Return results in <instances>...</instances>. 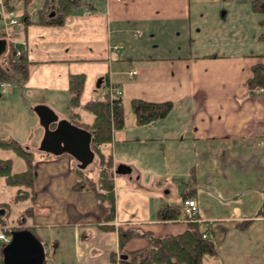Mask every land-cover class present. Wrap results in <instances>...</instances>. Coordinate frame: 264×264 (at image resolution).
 Returning a JSON list of instances; mask_svg holds the SVG:
<instances>
[{"label":"crops","instance_id":"0c3cea01","mask_svg":"<svg viewBox=\"0 0 264 264\" xmlns=\"http://www.w3.org/2000/svg\"><path fill=\"white\" fill-rule=\"evenodd\" d=\"M86 1L91 4L73 9L62 24L46 22L57 7L37 20L18 17L17 46L31 61L19 86L33 94V104L44 103L70 121L75 112L83 124L93 115L88 111L92 118L86 122L79 108L105 93L126 100L169 99L173 106L164 117L144 123H137L131 108L127 124L100 145L112 156L115 218L108 223L113 230L99 226L93 191L72 188L73 157L43 151L32 183L36 206L46 209L38 213L34 206L36 235L46 242L42 229L68 231L74 255L84 256L86 264L138 261L150 250V238L134 235L120 247L117 228L155 237L179 233L187 226L181 211L164 220L158 210L181 209L182 199L191 196L197 202L195 220L216 247L201 264H264V90L247 85L251 66L264 64V11L255 10L253 0ZM209 34L218 36L217 42ZM74 73H82L84 82L79 105L70 107ZM4 90L0 100H7V93L12 101L13 91ZM62 99H68L65 114L56 107ZM36 130L21 144L33 151L24 145L29 142L40 152L43 129L37 135ZM118 166L126 171L115 172ZM191 173L195 183L188 194L185 180ZM54 239L49 237L45 248L55 253L60 245Z\"/></svg>","mask_w":264,"mask_h":264},{"label":"trees","instance_id":"16d2710c","mask_svg":"<svg viewBox=\"0 0 264 264\" xmlns=\"http://www.w3.org/2000/svg\"><path fill=\"white\" fill-rule=\"evenodd\" d=\"M91 4L86 0H57V14L49 18L46 22L50 24H62L66 16L81 4ZM255 10L264 11V0H253ZM31 61L28 59L24 49L16 53L15 45L8 43L6 51L0 59V82H15L23 84L30 72ZM252 74L247 79L250 90L264 87V64L254 63L251 66ZM84 76L82 73H74L69 76V106L79 105ZM130 105L134 112L137 123L153 121L164 117L173 106V102L166 100H146L142 98H131ZM83 107L92 113L93 120L90 124H83L78 120V114L71 113V121L91 131L90 146L96 157L98 166L97 176L94 177L87 170L73 165L76 180L72 184L74 190H91L97 199L99 217L102 223L101 228L113 230V224L108 223L115 218V193L114 180L112 176V156L110 151L105 150L100 145L110 142L115 129L124 125L123 104L121 97H110L105 93L102 98L87 100ZM99 145V146H98ZM0 148L12 150L16 155L24 160L25 167L19 171L12 169V158H0V178L4 184L16 187L15 199L20 200L29 197L32 180L34 177L35 157L33 151L24 148L14 139L0 140ZM186 183L189 184V191L193 190L195 183L194 173ZM24 187V188H22ZM5 203H0V206ZM6 205V204H5ZM27 210L31 207L27 206ZM25 209V210H26ZM180 214V209L175 206L166 205L158 210L157 217L160 219H176ZM1 222V221H0ZM28 227L36 235L35 225H23L19 228ZM118 243L122 247L124 243L134 235H147L151 240L150 250L138 261L118 259V264H201L204 254H215L216 247L214 241L209 237H203L199 223L196 220L188 221L186 228L174 234H167L163 237H155L150 232H134L130 229L117 228ZM37 236V235H36ZM38 237V236H37ZM40 239V237H38ZM41 240V239H40ZM43 245L46 242L41 240ZM56 247V242L53 243ZM0 264L2 254L0 248Z\"/></svg>","mask_w":264,"mask_h":264},{"label":"rangeland","instance_id":"374dc122","mask_svg":"<svg viewBox=\"0 0 264 264\" xmlns=\"http://www.w3.org/2000/svg\"><path fill=\"white\" fill-rule=\"evenodd\" d=\"M10 1L14 5V10L18 17L26 16L27 14L33 20H37L39 16L41 15V13L44 14L45 12L49 11V9H56L57 7V0H10ZM176 33L181 35V32L179 31ZM187 36L188 34L186 35V37ZM168 37L175 39V41H177L176 39L179 38V37L178 38L175 37L174 34L172 33L168 34ZM209 37H211L212 39L211 42H217L216 40L218 36L209 34ZM162 39L165 40L166 36H164ZM225 39L227 40L226 37ZM17 40L15 43L12 41L11 43L15 44L17 48H20L17 45L21 43H19L18 42L19 40L18 41ZM203 41L205 44H207L206 36H204ZM199 42H202V39ZM2 54L0 55V59H1ZM10 86H9L10 89H8L9 87L5 86V84L0 85L1 89L2 88L5 89L4 91H13V94L15 95L13 100L10 101L9 94L4 93L5 96H8L7 100L5 101H3V99L0 100V140L14 139L20 144L22 142L26 143L25 141H28V139L32 136V133L33 132L35 133V128H38V131L36 130V135L39 132V130H42L43 128L38 123L39 121H37L34 111H32L33 106H34L33 104L34 98L32 96L33 94H29L30 96L26 95L24 93L25 87H22V86L20 87L15 82H11ZM121 96L123 97L122 104H123L124 125H126L128 121V117L132 116V113H130L131 111L130 99L126 100L125 95H121ZM67 101L68 99H64V100L62 99L56 103V107L61 113H64V114L68 113L69 110L66 104ZM79 111L81 113L82 120L86 122H91V118H92L91 113H89L85 109H82L81 107L79 108ZM29 141H32V140H29ZM28 143L29 142H27V144H24V145H29L30 149H32L35 152L34 154L36 157V160H35L36 162L40 156L45 154V152L44 153L43 151L39 152L35 148V146H30V144ZM36 143H37V140H35L34 145ZM7 157L12 158V169L13 170L19 171L25 167L24 160L18 155H16L12 150H5V149L0 148V158H7ZM72 159H73V165H77V161L74 158ZM84 170H87V172L91 173V175L94 177L97 176L96 174H97L98 166L96 165L95 155H94L93 161L89 163L84 168ZM188 180L189 179L185 181H188ZM15 191H16V187L4 184L2 178H0V203L6 204V205L4 204L0 206V221H1L0 231L1 230L4 231V229L10 230L12 228H19L20 226H23L26 224L27 225L34 224L33 223V221L35 220L34 206L37 207L36 206L37 193L33 192V190L30 188L31 196L29 197L27 196L23 199L17 200L15 199ZM190 193L191 191H189L188 194ZM27 206H30L31 209L27 210L26 209ZM36 209L38 213H42L46 211L45 208L42 209L40 207H37ZM43 218L44 216H42L40 219H43ZM50 230L42 229V231L46 233L42 234L41 231L40 233L46 242L49 237L53 239L55 238L54 240H57V242H59L60 248L54 253L52 247L50 249V246L49 247L46 246L45 248L46 255H45V260L43 264H86V261L84 260V256L82 258L80 256L74 255V251H72V247H71L72 241H71V237L68 231L61 230V229H55V228L52 229L53 231H50ZM5 243L6 242H4L3 240H0V248ZM0 258H1V255H0ZM99 264H102V262H99Z\"/></svg>","mask_w":264,"mask_h":264},{"label":"water","instance_id":"95a60500","mask_svg":"<svg viewBox=\"0 0 264 264\" xmlns=\"http://www.w3.org/2000/svg\"><path fill=\"white\" fill-rule=\"evenodd\" d=\"M7 41L0 37V55L5 52ZM43 134L38 149L59 155L70 154L77 166L84 169L94 159L90 146L91 131L68 119L60 118L48 105L38 103L33 106ZM115 172H124L125 167L118 166ZM10 239L1 247L3 264H43L45 248L42 241L28 227L9 230Z\"/></svg>","mask_w":264,"mask_h":264},{"label":"built area","instance_id":"2783aa9c","mask_svg":"<svg viewBox=\"0 0 264 264\" xmlns=\"http://www.w3.org/2000/svg\"><path fill=\"white\" fill-rule=\"evenodd\" d=\"M0 33L5 38L12 42H16V30L22 26V21L18 16H16L15 11L11 5L10 0H0ZM19 50L16 49V53ZM130 75L135 73V70L129 71ZM5 84L9 87V82H1L0 85ZM260 90H264V87H260ZM181 212L183 217L188 221H193L196 219L197 215V202L193 197H186L182 200ZM203 237L206 236L205 233L202 234ZM0 239L7 241L9 236H7L3 231H0Z\"/></svg>","mask_w":264,"mask_h":264}]
</instances>
